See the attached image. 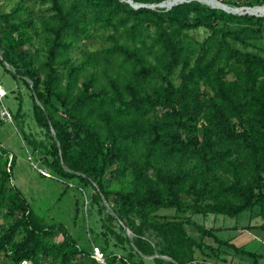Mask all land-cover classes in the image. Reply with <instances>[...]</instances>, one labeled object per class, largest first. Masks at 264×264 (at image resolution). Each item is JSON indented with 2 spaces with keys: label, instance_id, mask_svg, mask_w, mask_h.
Wrapping results in <instances>:
<instances>
[{
  "label": "trees",
  "instance_id": "obj_1",
  "mask_svg": "<svg viewBox=\"0 0 264 264\" xmlns=\"http://www.w3.org/2000/svg\"><path fill=\"white\" fill-rule=\"evenodd\" d=\"M9 1L0 64L28 89L43 132H25L27 156L85 197L90 188L85 217L98 230L86 223L83 245L38 215L0 142V264H218L222 246L257 264L260 253L191 214L256 207L262 222L243 230L264 233V15L199 0Z\"/></svg>",
  "mask_w": 264,
  "mask_h": 264
},
{
  "label": "rangeland",
  "instance_id": "obj_2",
  "mask_svg": "<svg viewBox=\"0 0 264 264\" xmlns=\"http://www.w3.org/2000/svg\"><path fill=\"white\" fill-rule=\"evenodd\" d=\"M14 1L15 0H10L9 3ZM217 1L221 2L220 0ZM225 4L229 7H233L227 3ZM8 6L9 5L6 7ZM198 35L200 36L201 32ZM258 42L263 48L262 53L264 55V33L262 37L259 38ZM93 45H97V43ZM0 86L6 92L1 100L12 116L10 120H0V142L16 156L12 168V182L21 189L31 207L38 215L43 217L46 221L64 223L68 230L73 235L77 236L78 240H80L83 245H87V240L84 237L86 223L93 228L95 225L92 212H86L87 215L85 217L84 210L86 204L89 203L88 192L90 188L85 191L87 194V197H85L75 185L65 186L66 184L62 183L60 180L50 176H44L40 173L38 168L45 167L34 157L29 160L26 150L27 144L23 138L25 137V132L28 131L36 136H43L42 130L36 125L32 117V99L29 91L20 78L14 77L9 70L5 69L1 64ZM20 99L21 114L17 117L15 111ZM63 189L64 192L62 193ZM158 212L171 214L176 211L172 207H160ZM262 220L263 217L256 214V207L246 209L235 215L213 213L191 214L192 223L205 227H221L216 229V234L218 236L229 238L232 242H235L236 245L244 246V248L256 251L264 256V233L258 228L243 230L245 225L260 223ZM186 227L191 235L195 237L198 236L197 230H194L189 224H187ZM96 230H98L97 223L95 225V231ZM128 233L130 234L129 231ZM222 248L224 251L221 252V256L225 257V260L219 259L218 264H254L252 257L242 253H235L225 246H222ZM101 257L103 256L101 255ZM257 260L258 264H264L263 257Z\"/></svg>",
  "mask_w": 264,
  "mask_h": 264
},
{
  "label": "water",
  "instance_id": "obj_3",
  "mask_svg": "<svg viewBox=\"0 0 264 264\" xmlns=\"http://www.w3.org/2000/svg\"><path fill=\"white\" fill-rule=\"evenodd\" d=\"M126 1H128L132 6H134V7H138V6H140V5H147V6H150V7H154V5L155 4H144V3H138V2H133L132 0H126ZM164 1H166V0H163V1H161V2H159V3H157V5L158 6H164ZM181 1H186V0H180V1H178V2H181ZM199 1H203V2H205V3H207V4H209L207 1H204V0H199ZM175 3H177V2H175ZM175 3H173V4H175ZM173 4H171V5H173ZM171 5H166V6H164L165 8H169ZM209 5H211V6H213V7H219V8H222V9H224V10H226V11H229V12H234V13H249V14H253V13H250L249 11H247L246 9L247 8H249V7H253V6H255V5H253V6H249V5H241V6H233V7H231V8H234V9H237V10H231V9H228V8H226V7H229V6H227L225 3H223V2H219V4H217V5H213V4H209ZM239 9H241V10H239ZM0 58L2 59V56H1V54H0ZM3 60V59H2ZM4 62V61H3ZM5 63V62H4ZM6 64V63H5ZM124 225V227H126L125 226V224H123ZM126 231L128 232L129 230H128V228H126Z\"/></svg>",
  "mask_w": 264,
  "mask_h": 264
},
{
  "label": "built area",
  "instance_id": "obj_4",
  "mask_svg": "<svg viewBox=\"0 0 264 264\" xmlns=\"http://www.w3.org/2000/svg\"><path fill=\"white\" fill-rule=\"evenodd\" d=\"M5 90L0 86V99L5 95ZM11 114L9 112V110L6 108V106L4 105V103L1 101L0 102V119H7L10 120L11 119ZM41 172L43 174H47L46 170H41ZM98 253V255H97ZM101 252L99 251V249L97 247L93 248V256L98 259L99 261H103V257H101ZM20 264H27V261L24 259L20 262Z\"/></svg>",
  "mask_w": 264,
  "mask_h": 264
},
{
  "label": "bare ground",
  "instance_id": "obj_5",
  "mask_svg": "<svg viewBox=\"0 0 264 264\" xmlns=\"http://www.w3.org/2000/svg\"><path fill=\"white\" fill-rule=\"evenodd\" d=\"M180 0H166L164 1V6H168V5H171L175 2H178ZM204 1H207L209 4H213V5H217L219 4V2L216 0H204ZM228 9H231V10H237V9H234V8H231V7H226ZM241 10V9H239ZM247 11H249L250 13H253V14H256V15H259V14H264V4H260V5H255L253 7H249L246 9Z\"/></svg>",
  "mask_w": 264,
  "mask_h": 264
},
{
  "label": "crops",
  "instance_id": "obj_6",
  "mask_svg": "<svg viewBox=\"0 0 264 264\" xmlns=\"http://www.w3.org/2000/svg\"><path fill=\"white\" fill-rule=\"evenodd\" d=\"M262 239V238H261ZM263 240V239H262ZM264 242V241H263ZM261 257H263L264 258V256L263 255H260L258 258H261ZM257 262H258V260H257ZM253 263L255 264V262H254V260H253ZM258 264V263H257Z\"/></svg>",
  "mask_w": 264,
  "mask_h": 264
}]
</instances>
